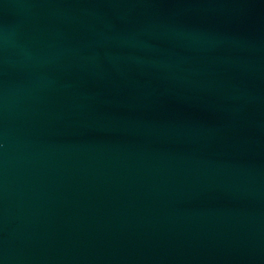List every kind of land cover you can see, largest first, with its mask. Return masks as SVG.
Listing matches in <instances>:
<instances>
[{
  "label": "water",
  "instance_id": "95a60500",
  "mask_svg": "<svg viewBox=\"0 0 264 264\" xmlns=\"http://www.w3.org/2000/svg\"><path fill=\"white\" fill-rule=\"evenodd\" d=\"M0 264H264V0H0Z\"/></svg>",
  "mask_w": 264,
  "mask_h": 264
}]
</instances>
